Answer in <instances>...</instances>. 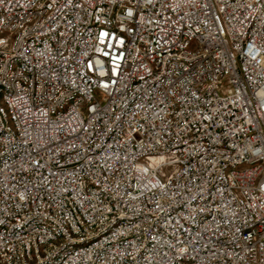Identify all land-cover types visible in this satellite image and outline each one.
Returning a JSON list of instances; mask_svg holds the SVG:
<instances>
[{
	"label": "built area",
	"instance_id": "built-area-1",
	"mask_svg": "<svg viewBox=\"0 0 264 264\" xmlns=\"http://www.w3.org/2000/svg\"><path fill=\"white\" fill-rule=\"evenodd\" d=\"M0 264H264V0H0Z\"/></svg>",
	"mask_w": 264,
	"mask_h": 264
}]
</instances>
